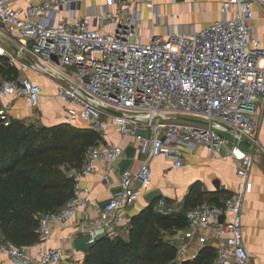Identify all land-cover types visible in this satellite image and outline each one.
Instances as JSON below:
<instances>
[{
	"label": "built area",
	"instance_id": "built-area-1",
	"mask_svg": "<svg viewBox=\"0 0 264 264\" xmlns=\"http://www.w3.org/2000/svg\"><path fill=\"white\" fill-rule=\"evenodd\" d=\"M13 1L0 0V65L6 69L0 72V125L15 118L12 107L20 97L35 111L40 107L44 89L28 74L32 70L54 84L67 121L83 122L102 136L81 165L66 168L72 195L60 210L40 215L35 252L0 242V253L13 264L61 263L63 247H47L43 240L79 210L86 213L91 189L81 184L83 177L102 172L111 182L123 154L120 143L104 139L112 128L122 137L137 138L147 158L123 173L104 205H95L97 217L75 222L90 245L101 236L120 235L127 208L150 191L152 158L164 156L181 167L188 154L203 147L212 157L233 161L237 175L247 181L256 153L243 144L256 135L253 114L264 98V46L253 36L257 0H223L221 18L148 40L140 28V3L152 0H115V7L96 6L84 14L74 7L82 0H38L24 7ZM245 199V191L236 190L221 203L189 208L187 225L171 237L177 260L186 258L194 241L214 243L213 264H251L243 234ZM155 208L166 215L175 211L164 196ZM212 226L214 241L208 234Z\"/></svg>",
	"mask_w": 264,
	"mask_h": 264
},
{
	"label": "crops",
	"instance_id": "crops-1",
	"mask_svg": "<svg viewBox=\"0 0 264 264\" xmlns=\"http://www.w3.org/2000/svg\"><path fill=\"white\" fill-rule=\"evenodd\" d=\"M38 0H14L13 6L24 7ZM223 0H152L142 1L140 7L142 17L140 28L144 40L153 34H166L172 31L194 30L202 28L210 22L222 17L221 7ZM96 6L115 7V0H82L74 7L78 14H84ZM255 7V19L253 21V36L259 38L264 46V0H257ZM68 14L73 8L68 7ZM157 11V15H155ZM29 73L36 78H42L44 93L42 103L36 110L38 123L53 125L65 118V103L55 93L54 84L43 75H36L34 71ZM28 73V74H29ZM53 85L52 89L49 87ZM25 107L26 113L15 112L17 104ZM33 107L24 97L16 100L12 107L15 118L28 115ZM257 121V131L253 139L245 141L246 148L254 150L256 162L251 168L247 181L241 180L237 175L236 165L231 160H223L219 156L212 157L206 148H199L195 153L188 154L184 166L177 167L171 159L158 156L150 159L153 168V181L150 190L159 189L161 196L167 198L174 207V214L185 213L189 208L198 205L202 200L197 187L205 185V202L221 203L233 191L244 190L246 199L243 207V234L244 241L249 250L251 264H264V98L260 99L258 108L253 114ZM35 121L36 120H31ZM77 126H85L83 122H73ZM105 140H114L123 147L122 156L115 162L111 174V182L105 181L103 173H93L82 178L81 184L91 189L90 203L86 210H79L72 221L56 225L51 235L43 240L47 247H63V256L60 264H85V256L90 247L88 236L77 231L75 222L86 218L91 220L98 216L95 205H104L118 188L125 171L134 170L147 158L138 150L139 140L132 136L122 137L116 128H112L104 136ZM214 180H219L217 187ZM204 194V193H203ZM150 200L146 193L141 195L131 206L127 208L125 218L120 221V235L126 236L129 227V218L137 213ZM176 232L174 229L167 237L171 239ZM212 241L215 237V227L208 231ZM225 235L228 232H224ZM172 240V239H171ZM173 241V240H172ZM174 242V241H173ZM214 247V243L200 245L196 242L188 244V254L184 260H192L197 257L203 247ZM29 252L36 250L35 242L27 245ZM0 264H13L9 256L0 253ZM41 264V263H37Z\"/></svg>",
	"mask_w": 264,
	"mask_h": 264
},
{
	"label": "trees",
	"instance_id": "trees-1",
	"mask_svg": "<svg viewBox=\"0 0 264 264\" xmlns=\"http://www.w3.org/2000/svg\"><path fill=\"white\" fill-rule=\"evenodd\" d=\"M0 72H6L1 65ZM101 138L95 129L69 121L49 126L13 118L9 125H0L3 241L30 245L40 239V215L60 210L72 195L66 168L81 165L87 149ZM155 203L130 216L126 236L99 237L90 245L85 264H213L216 252L210 246L192 260H177V246L167 234L187 225L185 213L161 214Z\"/></svg>",
	"mask_w": 264,
	"mask_h": 264
},
{
	"label": "rangeland",
	"instance_id": "rangeland-1",
	"mask_svg": "<svg viewBox=\"0 0 264 264\" xmlns=\"http://www.w3.org/2000/svg\"><path fill=\"white\" fill-rule=\"evenodd\" d=\"M29 75H31V74L29 73ZM31 76H32V75H31ZM36 80H37L39 83L44 82V80H43L42 78H39V77L36 78ZM52 87H53V85H51V86L49 87V90H51ZM14 111H15V112H20V114H24V113H26V109H25V107H21L19 103L17 104V106H16V108L14 109ZM23 112H24V113H23ZM37 112H38V111H35V109H31V110L28 112V115H26L25 117L19 118V119H25L26 121L36 120V121L38 122L39 119L36 118V116L38 115ZM39 122H40V121H39ZM196 189H197V191H200V192H201L202 189H203V190L205 189V185L198 186ZM204 202H205V193L202 194V200L200 201L199 204H202V203H204Z\"/></svg>",
	"mask_w": 264,
	"mask_h": 264
},
{
	"label": "water",
	"instance_id": "water-1",
	"mask_svg": "<svg viewBox=\"0 0 264 264\" xmlns=\"http://www.w3.org/2000/svg\"><path fill=\"white\" fill-rule=\"evenodd\" d=\"M214 183L217 187H220L219 180H214ZM161 195H162V192L159 189H153L146 193V197L150 201H156L159 197H161ZM4 237H5L4 233L0 228V242L4 239Z\"/></svg>",
	"mask_w": 264,
	"mask_h": 264
}]
</instances>
